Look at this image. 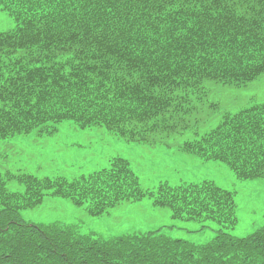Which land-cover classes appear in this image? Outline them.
<instances>
[{
    "label": "trees",
    "instance_id": "trees-1",
    "mask_svg": "<svg viewBox=\"0 0 264 264\" xmlns=\"http://www.w3.org/2000/svg\"><path fill=\"white\" fill-rule=\"evenodd\" d=\"M0 9L17 24L0 32V140L72 119L129 141L165 143L195 132L213 82L243 86L264 71V0H0ZM88 32L103 35V47ZM87 60L93 70L83 71L78 63ZM150 80L187 83L169 95ZM183 148L227 163L240 180L264 178V102L226 112ZM8 180L0 173V264H264V226L242 238L220 230L193 244L162 228L105 239L20 213L49 193L94 215L150 195L174 217L233 227L235 195L211 180L146 190L122 157L73 179L22 178L24 193L9 195Z\"/></svg>",
    "mask_w": 264,
    "mask_h": 264
},
{
    "label": "rangeland",
    "instance_id": "rangeland-1",
    "mask_svg": "<svg viewBox=\"0 0 264 264\" xmlns=\"http://www.w3.org/2000/svg\"><path fill=\"white\" fill-rule=\"evenodd\" d=\"M15 25L14 17L0 10V32L11 30ZM262 102L264 73L241 87L213 82L203 110L194 116L195 132L215 128L228 111ZM54 126L57 130L50 134L41 132L42 127L24 138L0 140L8 143L0 145V170L38 177L73 178L108 166L113 157H123L130 162L141 187L146 190L156 191L161 182L177 185L211 180L235 192L238 221L234 228H225L210 219L174 217L171 207L156 205L153 196L125 200L94 215L85 205H77L69 198L46 195L38 206L20 210L27 222H58L105 239L162 228L168 236L193 244L210 242L220 230L245 237L264 226V178L240 180L227 163L204 160L186 151L182 145L194 141L197 134L193 130L172 134L166 137V143H149L126 141L101 125L80 128L75 121L64 120ZM7 185L10 191L23 192L25 189L24 184L15 179L9 180Z\"/></svg>",
    "mask_w": 264,
    "mask_h": 264
}]
</instances>
